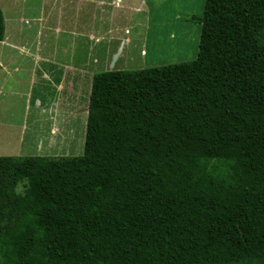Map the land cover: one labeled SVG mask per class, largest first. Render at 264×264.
Segmentation results:
<instances>
[{"label":"trees","instance_id":"16d2710c","mask_svg":"<svg viewBox=\"0 0 264 264\" xmlns=\"http://www.w3.org/2000/svg\"><path fill=\"white\" fill-rule=\"evenodd\" d=\"M198 19L195 60L94 75L82 155L0 156V264H264V0Z\"/></svg>","mask_w":264,"mask_h":264},{"label":"rangeland","instance_id":"374dc122","mask_svg":"<svg viewBox=\"0 0 264 264\" xmlns=\"http://www.w3.org/2000/svg\"><path fill=\"white\" fill-rule=\"evenodd\" d=\"M204 6L205 0H0V64L9 65L0 71V96L7 101L15 91L0 146L16 150L0 156L82 155L89 98L79 75L86 70L92 84L103 71L195 60ZM60 81L75 84L73 96L63 98Z\"/></svg>","mask_w":264,"mask_h":264},{"label":"crops","instance_id":"0c3cea01","mask_svg":"<svg viewBox=\"0 0 264 264\" xmlns=\"http://www.w3.org/2000/svg\"><path fill=\"white\" fill-rule=\"evenodd\" d=\"M86 66H87V64L84 65V67H86ZM8 67H9L8 64H2V66L0 64V71L2 70V68L8 69ZM86 73L87 72L85 70V72L83 74L79 75L80 80H79V85L78 86H80V88L82 89L83 94L86 95L89 98V100H90V92H91V87H92V84H91V81H90L91 77L90 76L88 77V74H86ZM7 74L8 73L5 72L2 76L6 77ZM0 77H1V75H0ZM93 77H92V80H93ZM66 79H67V76H66ZM66 82L67 81H60V83H58V87L55 86L57 91L59 90L60 92L64 93V97L63 98L70 97L71 95L73 96L74 92L76 91L75 84L74 85H67V84H65ZM72 84H73V82H72ZM4 90H5L4 83H2L1 79H0V95L4 96V94H5ZM60 92H59V94H57V96L60 95ZM56 93H58V92H56ZM14 94H15V91L12 93L11 96H13ZM52 94L54 96H56L55 93H52ZM52 94H50V95H52ZM27 95H28L29 98L34 96L32 93H30V91L27 93ZM2 96H0V135L2 136V133H3V136H4L5 135V127H6V123H7V115L9 116L10 114H12L9 109L13 105V101L11 100L12 99L11 96L7 99L8 102L6 100L3 101V97ZM49 97H52V96H49ZM49 97H46V98H49ZM64 100L70 101L71 98L70 99H64ZM76 109L74 108V106H72L71 108L69 106V110L70 111L76 110ZM27 124L28 123H26L25 127H27ZM17 140L19 141V139H17ZM18 141H17V143H18ZM15 151H16L15 149H12L10 151L9 149H6L5 146H0V154L9 153V152H15Z\"/></svg>","mask_w":264,"mask_h":264}]
</instances>
